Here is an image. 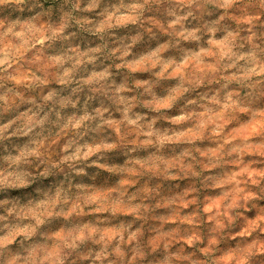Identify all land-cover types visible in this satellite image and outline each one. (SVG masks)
Masks as SVG:
<instances>
[{"label":"clouds","instance_id":"obj_1","mask_svg":"<svg viewBox=\"0 0 264 264\" xmlns=\"http://www.w3.org/2000/svg\"><path fill=\"white\" fill-rule=\"evenodd\" d=\"M0 264H264V0H0Z\"/></svg>","mask_w":264,"mask_h":264}]
</instances>
